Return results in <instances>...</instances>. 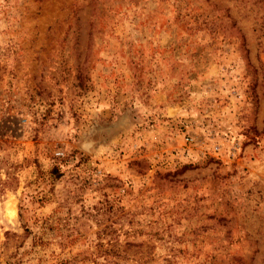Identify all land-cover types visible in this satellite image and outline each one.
I'll use <instances>...</instances> for the list:
<instances>
[{
    "label": "rangeland",
    "instance_id": "1",
    "mask_svg": "<svg viewBox=\"0 0 264 264\" xmlns=\"http://www.w3.org/2000/svg\"><path fill=\"white\" fill-rule=\"evenodd\" d=\"M0 264H264V0H0Z\"/></svg>",
    "mask_w": 264,
    "mask_h": 264
},
{
    "label": "trees",
    "instance_id": "2",
    "mask_svg": "<svg viewBox=\"0 0 264 264\" xmlns=\"http://www.w3.org/2000/svg\"><path fill=\"white\" fill-rule=\"evenodd\" d=\"M55 170H56L55 167H53L51 172L54 173Z\"/></svg>",
    "mask_w": 264,
    "mask_h": 264
},
{
    "label": "bare ground",
    "instance_id": "3",
    "mask_svg": "<svg viewBox=\"0 0 264 264\" xmlns=\"http://www.w3.org/2000/svg\"><path fill=\"white\" fill-rule=\"evenodd\" d=\"M88 147V146H87Z\"/></svg>",
    "mask_w": 264,
    "mask_h": 264
}]
</instances>
